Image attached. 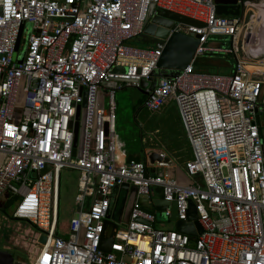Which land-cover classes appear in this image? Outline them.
Segmentation results:
<instances>
[{"label":"built area","instance_id":"obj_1","mask_svg":"<svg viewBox=\"0 0 264 264\" xmlns=\"http://www.w3.org/2000/svg\"><path fill=\"white\" fill-rule=\"evenodd\" d=\"M236 5L237 15H221L214 0H0V213L18 228L26 223L33 234L35 252L27 264H264V57L251 60L252 38L243 23L264 0ZM157 9L201 23L168 29V35L198 38L193 59L145 88L148 110L159 111L169 99L176 105L191 150L183 164L188 185L177 182L175 164L163 152L154 163L150 153L145 162L128 160L116 134V91L149 81L166 42H131ZM215 35L229 37L230 46L207 47ZM207 54L233 57L232 71L195 70V59ZM102 88L108 109L100 104ZM77 121L80 157L72 155ZM64 167L80 175L77 210L61 224ZM123 184L136 187V199L129 222H113L110 240V196ZM11 196L7 215L2 209ZM156 199L167 203L162 211L168 219L174 205L181 221L192 201L201 232L157 227ZM22 257L18 253L16 264H26Z\"/></svg>","mask_w":264,"mask_h":264},{"label":"rangeland","instance_id":"obj_2","mask_svg":"<svg viewBox=\"0 0 264 264\" xmlns=\"http://www.w3.org/2000/svg\"><path fill=\"white\" fill-rule=\"evenodd\" d=\"M256 3H259L262 0H254ZM258 9L264 10V5L258 6ZM257 9L254 8L253 11H248L247 15L243 18V23L245 24L244 30L247 38H252L253 33V18L258 14ZM260 16V14H259ZM260 23L261 26L255 27L256 37L258 41H255V48L253 49L259 51L260 54H256L253 52L252 59L254 61L263 59L264 57V14H261ZM25 32V36H26ZM257 35V36H256ZM132 43L138 45H147L152 46L156 43V39L151 38L150 36L142 33L131 40ZM257 42V43H256ZM261 47L259 46V44ZM206 46H216L222 49L228 48L230 46V39L226 36H212L209 38V41L206 43ZM231 56L227 54H223L217 57H211V55L207 54L197 59V65H203L205 67H201L204 70L212 71V72H227L231 66ZM223 62H227L223 64ZM230 62V63H229ZM132 91L140 92L139 88L136 87H124L123 89H119L115 93V116H116V132L119 135L120 140L124 143V146L127 151L140 152L142 154V159H144L143 147L145 148H160L166 151L167 155L173 159L174 166V175H176V168L179 167L183 170L182 161L178 159V155L173 152L170 144L172 142V137H170L169 132H156L150 133L148 127H141L139 124L140 121H143L145 118L146 111L140 108L139 104H134V95ZM102 92V89H101ZM107 91H103V95L100 98V104L108 109V95ZM262 130L264 133V118H262ZM146 138L147 142L142 141V137ZM149 138L153 139V142L149 141ZM264 145V140H263ZM128 154V153H127ZM80 172L76 169H71L64 167L61 169L60 175V185H59V218L61 224H65L69 221V218L75 214L77 210V206L75 203V195L79 191L78 188V180H79ZM31 176V175H30ZM0 249H7L11 251H15L18 253H22L24 255L25 263L27 264L35 252V248L33 247V242L31 239L33 238V234L28 231L26 228V223L22 222V226L20 228L19 224H15L13 221L9 220L2 212L0 213ZM156 222L155 225L157 227H165L168 229H175V222L171 219H168L163 211H155ZM114 221L112 219L107 218L106 220V237H112L114 233ZM14 263L16 264L17 258L14 257Z\"/></svg>","mask_w":264,"mask_h":264},{"label":"water","instance_id":"obj_3","mask_svg":"<svg viewBox=\"0 0 264 264\" xmlns=\"http://www.w3.org/2000/svg\"><path fill=\"white\" fill-rule=\"evenodd\" d=\"M216 4V12L221 15H237L238 14V6L236 5L237 0H214ZM227 7H233V11H228ZM177 22L193 24V25H201V23L189 19L187 17L181 16L179 14L157 9V13L151 16L150 20L147 22L144 33L148 36L155 37L157 39H165V45L162 50L161 56L158 59L156 69L154 70L152 76L149 81L143 80L141 81L139 90L145 94H147L148 88L151 90L154 85L157 83L158 79L161 77H173L177 75L182 69L186 68L192 61L195 50L198 46V38L189 34H183L181 32H173L171 35H168V29L173 28ZM20 39V33L17 40L16 48L18 47ZM21 61V60H19ZM105 86H113L114 82H106ZM102 93L100 92L99 98H101ZM22 102V97L19 93L18 96V104ZM84 105V103L82 104ZM18 111V110H17ZM79 112H77L76 118H79ZM83 122V112H82V120ZM258 123L260 120L258 119ZM82 136H83V128L79 126V122L77 121L74 126V148L72 150V155H77L80 157L81 148H82ZM77 147V148H76ZM161 155L158 152H150L149 161L150 163H154L155 160L160 161ZM48 170L46 167L42 170V173ZM157 174L162 176L161 168H157ZM153 171V168H151ZM176 180L180 184L188 185L191 183L190 179L186 176V174L181 170V168H176ZM137 189L133 185L123 184L119 187H115L112 190L110 196V208L107 213V218L112 219L116 223H121L126 225L129 222L131 209L133 203L136 199ZM141 202L147 207L151 208L152 206L148 203L147 199H141ZM155 209L157 211H162L167 204L161 199H156L154 201ZM173 211L171 220L175 222V230L183 233H187L189 235L195 236L197 233L201 232V226L196 221L198 215L195 210L194 203L190 202V208L187 213V220L181 221L176 219V213ZM106 225V222H105ZM116 228V225H114ZM112 237L110 238V240ZM46 240L45 235H41L39 241L44 243ZM106 251L108 250L107 248ZM18 253V252H17ZM14 254L11 250L0 249V264H13Z\"/></svg>","mask_w":264,"mask_h":264},{"label":"crops","instance_id":"obj_4","mask_svg":"<svg viewBox=\"0 0 264 264\" xmlns=\"http://www.w3.org/2000/svg\"><path fill=\"white\" fill-rule=\"evenodd\" d=\"M259 6H262V5H259ZM256 9L258 10V14L255 17V19H253L252 24H253V26L255 25L256 27H258V26H261L260 17H262L261 14H264V10H261L258 8H256ZM259 14H260V16H259ZM256 29L252 33V38H253L252 40L253 41L251 40V44L249 45L250 46L249 49H251L256 54L257 53L260 54L259 51H256L257 49L254 46L255 41H258L257 37H256V40L254 41L255 34L257 32ZM151 38L156 39V42H157V38H155V37H151ZM261 45L259 44L260 47H261ZM253 47L256 50H254ZM231 58H232L231 59L232 60L231 66L227 72H224V73L214 72V73H220V74L230 73L233 69V64H234V59H233V57H231ZM223 64L227 65V62H223ZM252 66H258V65H252ZM205 72H212V71L206 70ZM103 91L106 92L105 88H102V93H103ZM132 92H133L134 99H135L134 104H139L140 108L146 111L144 120L140 121V123H139L141 125V127L145 128V131H146V126H147L148 130L151 134L156 133V132H161V131L162 132H169L170 137H172V142H171L170 146L173 149V152L176 155H178V159L182 161V164H184V162L191 157V150H190L188 140H187L185 133L183 131V128H182V125L180 122V118H179V114H178V110L176 108L174 101L172 99H169L161 107V109L159 111L152 112V111L148 110L144 105V102L146 99V94L141 92V91L140 92L132 91ZM262 118H264V112L261 116V132H263V130H262V124H263ZM115 122H116V116H115ZM116 134H117V132H116ZM117 136H118L119 142L121 143L122 147L125 148L124 143L120 140L118 134H117ZM141 137H142L143 142H147V140H146V138H144V136H141ZM149 141L153 142V139L149 138ZM263 149H264V145H263ZM142 152H144V154H143L144 159H142V154L140 152L134 153L133 151L129 150V151H127V153H128L127 159L128 160L133 159L136 161L145 162L146 155L150 152H163L167 155L166 151L162 150L161 147L160 148L151 147V148H145V149L143 147Z\"/></svg>","mask_w":264,"mask_h":264},{"label":"trees","instance_id":"obj_5","mask_svg":"<svg viewBox=\"0 0 264 264\" xmlns=\"http://www.w3.org/2000/svg\"><path fill=\"white\" fill-rule=\"evenodd\" d=\"M220 55H222V54L213 55L212 57H217V56H220ZM197 59H199V58H197ZM197 59H195V61H194V63H195L194 64L195 70H197V71H206L207 69L204 70L205 67L203 65L202 66L201 65L199 66V65L196 64ZM201 67H204V69H202ZM262 140H264V134H263V132H262ZM15 198H16L15 196H11V197H6V199H5L4 208L2 209V211L4 213H6L7 215H10V213H11V211L13 209ZM12 253L14 254V257L15 258H18V253L17 252L12 251Z\"/></svg>","mask_w":264,"mask_h":264},{"label":"bare ground","instance_id":"obj_6","mask_svg":"<svg viewBox=\"0 0 264 264\" xmlns=\"http://www.w3.org/2000/svg\"><path fill=\"white\" fill-rule=\"evenodd\" d=\"M256 16H257V15H256ZM256 16H254L253 19H255ZM255 27H256V26L254 25V29H253V31H255V29H256ZM252 39H253V38H252ZM252 39H251V40H252ZM252 41H253V40H252ZM254 41H255V40H254ZM249 67H250V68H249L250 70H257V69H260L259 67L256 68L255 66H249Z\"/></svg>","mask_w":264,"mask_h":264}]
</instances>
